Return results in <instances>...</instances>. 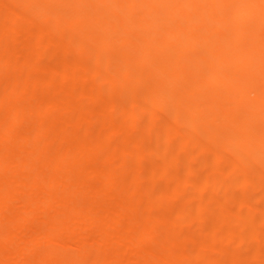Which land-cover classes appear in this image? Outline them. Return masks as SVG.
<instances>
[{
  "label": "bare ground",
  "instance_id": "1",
  "mask_svg": "<svg viewBox=\"0 0 264 264\" xmlns=\"http://www.w3.org/2000/svg\"><path fill=\"white\" fill-rule=\"evenodd\" d=\"M0 264H264V0H0Z\"/></svg>",
  "mask_w": 264,
  "mask_h": 264
}]
</instances>
